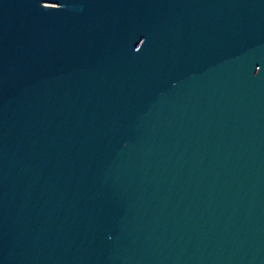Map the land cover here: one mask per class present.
I'll return each mask as SVG.
<instances>
[{"label": "water", "instance_id": "water-1", "mask_svg": "<svg viewBox=\"0 0 264 264\" xmlns=\"http://www.w3.org/2000/svg\"><path fill=\"white\" fill-rule=\"evenodd\" d=\"M0 264H264V0H0Z\"/></svg>", "mask_w": 264, "mask_h": 264}]
</instances>
